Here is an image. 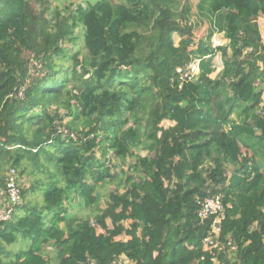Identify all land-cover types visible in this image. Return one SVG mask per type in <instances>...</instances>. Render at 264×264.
<instances>
[{
	"label": "trees",
	"instance_id": "obj_1",
	"mask_svg": "<svg viewBox=\"0 0 264 264\" xmlns=\"http://www.w3.org/2000/svg\"><path fill=\"white\" fill-rule=\"evenodd\" d=\"M183 1L0 0V184L27 160L47 175L41 204L0 221V264H264V0H198L189 24ZM25 52L48 71L31 74ZM110 154L135 156V174L102 207L99 187L124 177ZM215 194L223 249L198 217ZM75 196L96 227L69 211Z\"/></svg>",
	"mask_w": 264,
	"mask_h": 264
},
{
	"label": "rangeland",
	"instance_id": "obj_2",
	"mask_svg": "<svg viewBox=\"0 0 264 264\" xmlns=\"http://www.w3.org/2000/svg\"><path fill=\"white\" fill-rule=\"evenodd\" d=\"M197 2L198 0H184L183 1V5L185 8V13H184V18H183V23L184 24H189L190 22H195V18H196V11H197ZM258 22L260 24V28L263 34V38H264V17H259L258 18ZM207 24L202 25L198 30H196L195 33V37L196 39H199L200 37H202L203 35L206 34V28H207ZM221 42V45L227 43L228 41L223 38L222 34H216L213 38V44L214 46L219 45V43ZM69 48L71 47L70 45H68ZM80 48H82V43L79 45ZM24 56L28 59L29 61V67H30V72L31 74L37 75L38 73H44L47 72L48 70H44L43 66H41V64L39 63V61L36 60V58L34 57L33 53L30 52H25ZM64 65H66L67 67H71V63L69 62H63ZM216 64H217V71L213 74V76L220 70V59L219 57L216 59ZM70 87H73L72 85ZM260 107H262L264 109V93L263 96L261 98V103H260ZM61 113H65L63 110ZM141 117V124L142 127L144 128L147 122V115L146 114H140ZM69 121H71V117H67L63 123L64 125L67 126V123H69ZM163 124L165 126L169 125L170 122L169 121H163ZM78 130H82L85 129L83 124L78 122L76 123ZM65 127L64 129H66L67 127ZM67 130V129H66ZM86 130V129H85ZM134 151L142 156H146L151 154L147 149H134ZM110 158H111V162L116 165V171L122 175V171L124 173V177H121V180L118 181H108L104 184H102L99 189H98V194L101 198V203L100 205L103 207L105 204L106 199L108 198L109 194L115 191H119L122 192L125 190V179L127 177L128 174L134 173L131 165H133V163H135V156H129L125 161L121 160V159H115L113 154H110ZM44 163V167H48V169L52 172L55 173V167L49 163H47L46 161H43ZM24 167H25V172L24 174L20 173V169L19 170V183L22 187V191L25 192L24 200H23V204L20 207H17L18 212L21 210H23L22 206H33V205H38L41 204V199H42V192L39 190L37 193H33L32 191V187L35 184L36 180H41V179H45L47 177V175L43 172H38L33 164L27 160L24 162ZM11 167H7L6 170L4 171L3 175L4 178H6V175L9 171ZM135 174V173H134ZM5 182V181H4ZM0 189H2V185L0 184ZM2 204V197L0 196V206ZM69 207V211L81 218H84L85 220H91V223L93 226L96 227V223L93 221L94 216L98 213V209L96 206L94 207H87L84 203V200L79 197V196H75L72 199V202L68 204ZM24 212V211H23ZM22 212V213H23ZM126 224L128 225V222H126ZM97 231H101V229H98L97 227ZM125 239H128L125 238ZM28 245L27 243L24 242H20L16 245L11 246V248L13 250H20L22 248H26ZM46 249L44 250V253L51 259V261L53 263L57 262L56 259V250L53 244L51 245H47L45 247Z\"/></svg>",
	"mask_w": 264,
	"mask_h": 264
},
{
	"label": "built area",
	"instance_id": "obj_3",
	"mask_svg": "<svg viewBox=\"0 0 264 264\" xmlns=\"http://www.w3.org/2000/svg\"><path fill=\"white\" fill-rule=\"evenodd\" d=\"M178 72L184 78L197 76L199 74V61H192L186 68H179ZM0 196L2 197V204L0 206V221H6L12 217L14 209L23 204L22 187L19 183V170L17 168L12 167L9 169L5 179V187L0 189ZM199 203V219L201 221L212 219L211 233L205 239V242L212 248L223 249L222 241L219 239L221 222L225 218L226 212V206L223 202L222 195H208L200 199ZM228 245L231 253L237 250L236 245L232 242H229ZM213 260L216 264H218V258L215 257ZM114 263L130 264V260L125 255H121L114 261ZM92 264H94V262H92Z\"/></svg>",
	"mask_w": 264,
	"mask_h": 264
},
{
	"label": "crops",
	"instance_id": "obj_4",
	"mask_svg": "<svg viewBox=\"0 0 264 264\" xmlns=\"http://www.w3.org/2000/svg\"><path fill=\"white\" fill-rule=\"evenodd\" d=\"M223 36V35H222ZM224 38V37H223ZM221 44V42L219 43V45Z\"/></svg>",
	"mask_w": 264,
	"mask_h": 264
}]
</instances>
